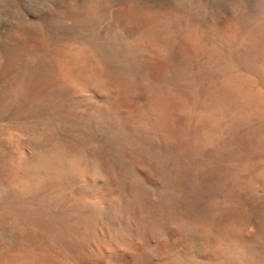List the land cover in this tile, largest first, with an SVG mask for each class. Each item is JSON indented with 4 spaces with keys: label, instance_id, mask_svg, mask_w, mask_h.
<instances>
[{
    "label": "rangeland",
    "instance_id": "1",
    "mask_svg": "<svg viewBox=\"0 0 264 264\" xmlns=\"http://www.w3.org/2000/svg\"><path fill=\"white\" fill-rule=\"evenodd\" d=\"M197 33L213 51L170 48ZM263 45L264 0H0V264L170 249L165 232L215 239L217 264H264V113L250 129L223 102ZM93 62L84 99H55L59 66L80 83ZM204 91L198 116L182 93Z\"/></svg>",
    "mask_w": 264,
    "mask_h": 264
},
{
    "label": "bare ground",
    "instance_id": "2",
    "mask_svg": "<svg viewBox=\"0 0 264 264\" xmlns=\"http://www.w3.org/2000/svg\"><path fill=\"white\" fill-rule=\"evenodd\" d=\"M250 30H249V32H250ZM249 34H248V36H251ZM251 34H252V32H251ZM166 41H168V40L166 39ZM166 41H164V42H166ZM205 42H206V40L202 41V39H200V34L198 36V33L197 34H187L183 37V39L179 38L176 40V42H174V41L171 42L173 44L170 45V48H175L177 53L179 51L180 53L189 54V55H191L192 51L194 52L195 50L197 51V50H200L202 48L206 49L208 52L213 51L210 44L205 43ZM165 44H161L164 48L163 49L161 46V49H163L164 51L167 52L169 47L167 48V46H165ZM259 45H260V41H259ZM133 46L134 45H132L131 51L135 52L136 47H133ZM263 48H264V45L262 46V49H261L262 52L261 51L258 52L260 50V48H258V45H257L256 49L258 51L256 50L257 51L256 53H258V55L255 56V53L253 55L255 57L262 56L260 58V60L262 59V61H261L262 65H260V67L259 66L255 67L257 64L254 65L253 67L251 66V70L253 72L254 77L248 75V78H247L243 75L233 73L228 78V80H226V83L224 82V84H226L227 89H228V91H227L228 93L225 92L224 96H223L224 104L227 105L230 109H232L234 111H235L236 107H238L239 109L242 110V111H240L241 114L246 113L245 114L246 116H244L243 118L241 117L240 113L234 114L233 118L230 117L231 120L240 121L241 119L244 120L247 118L248 119V127L250 129H251V126L256 127V124H258L257 122L260 120L259 117H261V114L264 113V90H256V88L259 84H261L262 87L264 88V50H263ZM249 51L250 50H248V52ZM254 52H255V50H254ZM261 53H263V55H259ZM250 54L252 55L251 51L248 53V55H250ZM98 62H93L87 68L85 67L83 69V71L81 72L83 74V80L80 83L76 82L73 75H71V72L69 69L64 70L63 68H61L59 66L58 73H57V75L55 74L56 76L53 78L54 80H52L53 84H54L52 91H53V95H54L55 99H57L60 102H64V103L73 101L75 99H84V97L86 96L84 94H87V93H85V91H86L85 88L88 85V83L89 82L94 83V81L99 79V77H98L99 74L102 73V71H104V68L102 67V63L101 62L98 63ZM116 64H117V61H116ZM103 66H105V68H106V64H104ZM104 77H106L105 74H104ZM104 83H106V82H104ZM144 86H145L144 83H142V86H141L142 91H144L146 89V87H144ZM128 91L131 93V95L137 94L135 91H130V90H128ZM128 91L120 89V92L122 93L123 97H125L126 100H128L130 98V93ZM160 93H162V90H161V92H159V94ZM149 94H147V92H145V93L143 92L144 97L148 98ZM166 94L167 93H165V95ZM182 95H183L182 97L184 100L190 101V103H193L194 105L197 106L198 116L200 115L199 113H201L203 110H205L204 108L206 106L204 104V99L206 98V96L207 97L209 96L205 91L202 92L201 94H199L200 97H196V98L194 97L195 94H192L193 96L190 98L189 93H186V92L182 93ZM163 96L161 95V98L165 99L166 97L163 98ZM123 97H121V98H123ZM165 101H166V99H165ZM168 102H167V104H168ZM170 104L171 103H169L167 106H169ZM174 104L175 103H172L171 107H173ZM174 107H175V105H174ZM176 108H177V106H176ZM233 108H235V109H233ZM207 110L208 109H206L205 112H208ZM247 113H248V115H247ZM201 114H203V113H201ZM201 118H202V116H201ZM116 119H118V118H116ZM165 120L166 119H164V117H162V115L157 114V119L155 121L154 120H152V121H153V123L159 122L160 124L161 123L165 124V122H166ZM167 121H169V120H167ZM228 121H229V119H228ZM255 121H257V122H255ZM168 123H167V125H168ZM182 127H184V126H182ZM195 133H197V132H195ZM199 135L200 134H195L196 137ZM195 136H194V140H193L194 143L192 142L191 146H195V144L201 143L203 141L202 140L203 138H196ZM175 159H176V157H175ZM171 160H170V162H171ZM197 166H199V165H197ZM31 181H32V179H31ZM34 182H36V181H34ZM175 187L176 188L178 187L177 184L175 185ZM20 194H21V192H20ZM165 228H166V226H165ZM193 232H195V231H193ZM214 240L215 239H212L211 241L206 240V239L202 238L201 236H199L198 233L195 234V233H190V232L182 234L180 236V238L177 240V237L175 236V234H172L170 232H165L164 236L162 237V241L165 244H167L168 246H171L170 249H168V248L167 249L166 248L165 249H152V247L149 248L147 246L148 241L145 242L146 241L145 240L143 242H145L146 244L145 243L141 244L140 243L141 241L135 242V249L133 252H124V251H122V249L120 250L118 248V246L116 248L115 247L116 244H115L114 245L115 250L111 251V252L110 251H108V252L103 251V253H101L99 251L97 252V250L95 251V249H94L95 252L94 251L91 252L92 250L91 251H78L74 254V256L82 261L80 264H93V261L99 260L102 262V261H104L103 259H107V258L108 259L112 258V259L118 260V261H120V264H156V262L157 263L163 262V261L165 262V260L167 261L168 259H171V258H175V260H181L182 263H186V264H198L202 260H203V262L205 261L206 264H217L216 259H218V258H217L215 247H214V245H215ZM160 241H161V239H160ZM117 245H119V244H117ZM176 245H178V247H176ZM119 246H122V245H119ZM162 247H164V246H162Z\"/></svg>",
    "mask_w": 264,
    "mask_h": 264
}]
</instances>
